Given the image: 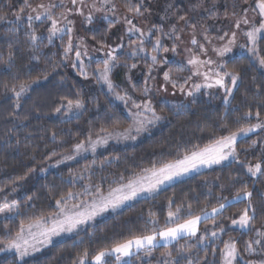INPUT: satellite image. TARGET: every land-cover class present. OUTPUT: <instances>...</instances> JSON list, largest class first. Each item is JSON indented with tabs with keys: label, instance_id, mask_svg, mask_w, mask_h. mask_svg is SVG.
<instances>
[{
	"label": "trees",
	"instance_id": "obj_1",
	"mask_svg": "<svg viewBox=\"0 0 264 264\" xmlns=\"http://www.w3.org/2000/svg\"><path fill=\"white\" fill-rule=\"evenodd\" d=\"M43 1L28 0V3L35 8ZM154 1L117 0L127 14L137 18L143 16ZM218 1L214 14L199 17L186 26L193 23L198 28V25L207 28L240 19L256 2ZM134 5H141L142 14L128 11ZM22 7L24 12L19 13ZM177 8L178 19L186 21L190 13L183 5ZM17 13L19 20L16 19ZM32 13L25 7V0H0V15L5 17L0 21V207L14 200L19 202L17 213L0 219V241L6 240L9 231L14 234L21 221L57 212L56 201L60 200L64 205L65 201L68 202V193L74 194V201L88 197L87 194L96 195L97 187L107 193L142 174L145 168L173 161L197 145L203 148L228 135L230 130L253 124L257 120V111L264 120V71L258 62V58H264L263 34L253 55L237 52L226 55L220 73L238 72L241 77L227 103L222 96L217 99L202 96L185 105L158 103L156 108L161 119L135 143L110 144L94 156L50 168L77 144L131 125L132 119L127 114L131 107L127 105L132 106L133 101L142 105L147 99L144 90L151 61L139 53L133 54L141 46L138 38H130L131 44H124L118 50L111 71L114 90L120 96L131 97V100L127 104L117 102L114 94L98 81L97 70L93 67L88 69L89 77L71 72L64 54L68 35L49 41L51 21L29 22L27 15ZM117 26L115 21L98 20L85 28L83 34L91 43L106 48ZM13 28L16 30L12 31ZM33 32L38 37L35 43L29 38ZM158 36L156 33L149 41L144 40L142 46L153 51ZM133 64L136 67L133 68ZM93 66L98 69L103 64L98 62ZM166 68L171 76L170 84L180 87L191 82L193 70L186 63L173 60L166 64ZM22 84L27 87L18 97L16 92H20ZM68 100L82 101L81 114L66 117L64 104ZM58 108L60 111H56ZM249 111L252 117L245 118ZM253 141H256L254 145ZM237 148L239 162L195 174L154 196L142 198L52 244L26 259V264H76L85 250L88 259H92L100 250L110 249L133 237L159 232L232 201L237 193L242 195V190L253 193L252 207L257 209L251 228L241 230L231 226L232 220L239 219L243 210L249 207L248 199L244 198L229 203L223 213L204 221L206 230L220 231L221 237L203 243L200 237L182 238L176 243L156 246L151 252L138 253L128 264H165L167 261L174 264H188L189 261L191 264H222L223 251L229 242L235 243L240 252L235 264H261L264 262V236L257 233L264 232V175L252 178L247 168L249 163L261 161L264 169V130L242 139ZM177 207L180 211L175 223H169L168 213H175ZM257 239L261 244H253L256 251H245L247 242ZM107 262L115 264L112 258ZM0 264L24 262L18 261L14 254H3L0 255Z\"/></svg>",
	"mask_w": 264,
	"mask_h": 264
},
{
	"label": "rangeland",
	"instance_id": "obj_2",
	"mask_svg": "<svg viewBox=\"0 0 264 264\" xmlns=\"http://www.w3.org/2000/svg\"><path fill=\"white\" fill-rule=\"evenodd\" d=\"M41 4L45 6L57 5L56 7L51 8V12L53 16L55 17V19L57 20V28L64 29V32L63 33L58 32L55 36L52 37L51 40L59 39L65 36L66 34L68 35L69 41H71L72 46H73V51L65 55V63L68 65L72 73L79 75V76L89 77V73H90L88 70L89 68L93 67L95 71L102 68L103 66H98V69H96V66H93V65L95 63L102 62L104 59L108 58L107 53L111 52V50L114 48L117 50L112 54L116 56L118 50L121 48L119 47L120 45L124 46V44H131L129 42L130 38H138L143 42H145L144 40H146L147 42L150 40V38L153 35H155L156 33L159 34L158 39L161 41L162 48L168 49L167 52H164L162 48L161 50L157 52H153L144 46H142L144 49L143 51L139 50L141 47L139 46V48H136L135 51L133 52V54L139 53L141 57L142 56L147 57L151 61L150 65L147 68V71H149V75L147 77V83L145 84V88H147L149 91L147 92V94H145L147 96V99L141 105V108H136L134 107V105L132 106L127 105V107H131L127 109V114L132 119V123L129 127L125 129L135 128L137 126L135 122L138 119H143L145 121L152 119V114L150 112H147L143 107V105L147 104L149 101L151 102V106L154 109L155 114L159 117H162V115L159 111H157L156 104L158 103H162V104L169 103L171 105H175V104L185 105V104H189L192 100L198 99L202 96L207 97V98H214V99H217L222 96L223 97L222 99H224L225 101L227 99V102H228L231 96L226 97L225 89L220 88L219 86L204 87L203 85L208 84V83L214 84V79H215L214 73L216 71L221 72V65L224 64L223 62L227 54H234L236 52L237 53H249L250 55L254 54V53H250L247 51V49L252 48L253 45H252V42L248 39V37L245 35V32L252 30L253 27H258L261 22V17L259 16L258 11L253 10L255 7L254 6L250 8V10L247 11L243 15V17H241L240 19H235V20H231L228 22L223 21L222 24L215 22L216 24H220L218 26L217 25L214 26L213 23L211 27H207V28L206 26L200 27V25H198L199 26L198 28L195 25H193V23L191 25L186 26L187 23H190L191 21L193 22L195 19L199 17L201 18L202 16H207L208 14H214L215 12H213V10H216L218 8V4H219L218 0H155L152 3L151 7L147 10V12L143 16L138 17V18L127 14L121 8L117 0H109L108 3H105V0H82V2L78 0V2L75 5L72 3V0H45ZM39 5L35 7L36 12L32 13L33 16H35L37 13H42L44 11L42 8L39 7ZM178 5H183L185 9L190 13V16L188 15L189 18H187L186 21H181L178 19L179 17L178 15L179 11L177 8ZM97 9H101V10L97 11ZM81 12L83 14H81ZM245 16L247 20L249 21L248 24L243 23V18ZM89 17H91L90 23L88 19ZM98 20H111V21L117 22L118 24L117 28L113 32L110 45L106 48H100L96 46L95 44L91 43L85 38L83 34V30L85 28H88L93 22L98 21ZM128 20H131L132 25H135L136 28H139L141 32L144 33V35L141 36L140 33H129L128 28L131 25L127 23ZM69 21H71V23H69ZM238 21L240 22V28H236L235 26ZM51 27H52V24H51ZM69 29H71V31H69ZM149 33H151V35H149ZM226 33L227 35H225ZM232 33L236 34L235 42L229 45V41L232 39ZM262 35L263 34L257 35V41ZM193 39L197 41L196 44L192 43ZM226 46L230 47L231 51L225 52L223 55H220V52L217 50L224 49ZM173 48L175 49L174 52L172 51ZM255 48L257 51L256 45H255ZM76 51L81 52L80 60L83 62V70L86 73L84 75L81 74V65H80V62L77 61L76 56H75ZM85 52L87 53V55H84ZM64 54H65V51H64ZM152 55L157 56L158 62L155 64L151 60ZM194 58H198L201 61L210 60L212 61V63L211 64L206 63L200 66H193L189 64L188 61L189 59H194ZM173 60L176 62H180V63H186L193 70L190 73L191 82L189 83V85L177 87V86H173L172 84H170L168 82L169 80L166 81L164 79V73L167 72L166 64ZM73 64H76V67H73ZM197 67H199V71L201 73L209 72L212 79L205 80L203 75H195V71ZM261 68L264 71V67L261 66ZM97 75H98V72H97ZM109 78L113 84V90H109L108 86L103 81H100L101 85L104 88H106L108 92H112L114 94L115 100L117 102L124 103V101H121L116 98V93L114 90V82L111 78V73L109 74ZM225 82L226 84H228L229 87H231L230 78L226 77ZM196 85H202L199 91L196 90L195 88ZM181 88H183V91H181ZM234 89L235 88L232 89V93ZM23 92H21V94H23ZM189 92H192L193 94L188 95ZM83 108H84V105L82 108H79V109L73 107V109L69 111L67 109V102L64 104V109L66 110L65 115L67 118L78 116L83 111ZM135 113H140L141 115L139 117H136L134 116ZM159 120H155L153 123H146L144 129L139 134L133 131L131 135L135 136V139H131V138L125 139L123 136L117 135L118 133L123 132L125 129H116V130L105 132L102 136L98 138L90 139L82 143H79V144H83L84 148L87 149V151L82 150L79 154H77L75 151V147H74L73 151L64 155L60 160L52 164L50 168H56V167H59L65 164H69V163L75 162L87 156H94L99 150L106 148L110 144L135 143L141 137V135L148 130V128L152 124H155ZM261 121H264V120L259 118V120H256L253 124L259 123ZM262 130L264 129H257L255 132L249 133L247 137L257 132H260ZM247 137H240L237 140V144H236V149H237V154H238L237 159H233L229 157V159L223 161L220 164L212 165L211 167H202L200 168L199 171L190 172L189 174L182 176L181 178L177 180H174L172 183L163 186L160 189V191L178 181L189 178L195 174H198L206 170H210V169H213V168L225 165V164H229L232 162H239L240 155H239L237 145L239 141ZM104 139L107 140V143H103ZM95 141H101V143H98L96 145L95 152H93L91 151V144ZM66 156H75V159L64 160V157ZM257 163L261 164V161H253L249 163L248 167L255 166ZM45 172H43V174H45ZM249 175L252 178H257L259 176V174L253 176L251 173H249ZM160 191L152 195H144V196L138 197L137 199L133 201H129L128 203H126L124 206L117 209L116 211L109 210L97 216L94 221H90L87 226H82L80 229H78L75 232L62 233L60 236L53 237L52 243L50 245L46 247H42L39 252H36L29 257H26L25 260L36 255L37 253L42 252L44 249L60 241L61 239L75 235L76 233L86 229L88 226H92L96 224L99 220L106 218L110 215H113L115 212L131 205L132 203L142 198L154 196ZM108 193L109 192L103 193V194L107 196ZM97 195L98 194L94 196L91 194H87L88 197L79 198V199H76L75 201H74L75 196L74 198H68L67 200L68 202H66V207L68 209H72L73 205H81V204H83V206H88L91 204L93 200L97 198ZM236 201L238 200L233 199L232 201L224 203L225 208L229 203L236 202ZM215 208H219V206ZM225 208L219 214L210 215L208 218L217 217L218 215L224 212ZM212 209H208L206 211L209 214H211ZM81 210H83V208H81ZM204 213L205 212H203L202 214L198 216L204 217ZM11 215L12 214H10L9 216ZM2 218H5V217L0 215V219ZM173 219L175 220L176 217H174ZM205 220L206 219H201L200 223L197 226L198 231L196 235L194 236L184 235L180 237L179 239H182V238L191 239V238L200 237V242L203 243L208 240H214L216 238L221 237L222 232L214 231L216 233V236H212L211 235L212 232H210V230L205 229V226H204ZM168 222L173 223V221H170V220ZM184 222H181V223H184ZM174 226L175 225H172L170 227H174ZM231 226L234 228L241 229V230L248 229V228H240L238 225H233V224H231ZM164 229L165 228L161 229L160 231ZM148 235H151V234H148ZM179 239L173 240L171 242H165L161 240L158 236L157 240L159 241V243L156 246L176 243ZM143 251L145 250H140L138 253H141ZM138 253H135L131 257L124 258V261L130 262V260ZM3 254L16 255L14 252H11V251L0 252V255H3ZM111 258L114 259L115 264H124V261H117L115 259V256H108L106 257V260L111 259ZM18 261L20 260L18 259ZM76 264H78V262ZM86 264H94L93 259L87 258Z\"/></svg>",
	"mask_w": 264,
	"mask_h": 264
},
{
	"label": "snow or ice",
	"instance_id": "obj_3",
	"mask_svg": "<svg viewBox=\"0 0 264 264\" xmlns=\"http://www.w3.org/2000/svg\"><path fill=\"white\" fill-rule=\"evenodd\" d=\"M78 0H72V3L75 5ZM82 2V0H80ZM109 0H105V3H108ZM247 2V0H245ZM57 5L45 6L43 4L39 5L44 11L42 13H37L35 16L29 14L27 15V20L29 22L33 20H42L47 19L51 21L52 27L50 29V34L48 36L49 41H51L52 37L55 36L58 32L63 33L64 29L57 28V20L53 16L51 12V8L56 7ZM25 7L31 9L32 12H36L35 8H32L31 4L28 3V0H25ZM141 5H134L128 8L129 12H134L136 14L141 13ZM101 9H97L100 11ZM254 11H258L259 16L261 17V22L258 27H253L252 30L245 32V35L248 39L252 42L253 47L247 49L250 53L256 52V42H257V35L264 34V0H256ZM24 8L19 9V13H23ZM17 13L16 19H20V15ZM81 14H83L81 12ZM5 17L0 15V21L4 20ZM89 23L91 22V17L88 18ZM180 19H184V17H180ZM71 23V21H69ZM127 23L131 25L128 28L129 33H140L141 36L144 35L143 32L139 28H136L135 25H132L131 20H128ZM243 23L248 24L249 21L247 20L246 16L243 18ZM30 26V23H29ZM236 28H240V22L236 23ZM16 29L13 28L12 31ZM71 31V29H69ZM151 35V33H149ZM227 35V33L225 34ZM235 33H232V39L229 41V45L235 42ZM33 43L38 39V37L33 32L29 37ZM193 44H196L197 41L195 39L192 40ZM143 41H141L140 51H143ZM119 47H123L120 45ZM162 45L159 39L156 40L155 45L153 46V52H157L161 50ZM117 49H112L111 52L107 53L106 59L102 61L103 67L98 69V81H103L109 88V90H113V84L109 78V74L112 71V68L115 67L114 61L117 60V57L113 55ZM164 52H167V48H162ZM73 51V46L71 41L68 42L67 48L65 49V55L67 53ZM172 51L174 52L175 49L173 48ZM217 51L220 52V55H223L225 52H230L231 48L226 46L224 49H218ZM84 55H87L85 52ZM75 56L77 61L80 62L81 65V74H86L83 70V62L80 60L81 52L76 51ZM152 62L155 64L157 63V56H151ZM259 64L264 67V58H258ZM189 64L193 66H200L204 64H211L212 61H201L198 58L189 59ZM73 67H76V64H73ZM132 67H136V65H132ZM223 67V65H221ZM195 75H203L205 80L212 79L209 72L201 73L199 71V67H197L195 71ZM215 79L214 84L208 83L203 85L204 87H213L219 86L220 88L225 89L226 97L232 95V89L236 87L237 81L241 78L238 72H224L221 74L219 71L214 73ZM230 78L231 87L228 86L225 82V78ZM164 79L166 81L171 79V76L168 72L164 73ZM175 86V84H173ZM26 85L20 86V92H16V95L19 97L21 92L26 90ZM202 87V85H196L195 88L197 91ZM15 92V88L12 89ZM145 94L149 91L145 88ZM183 91V88H181ZM192 92H189L188 95H192ZM116 98L124 101L126 104L128 100H131V97L128 96H120L116 94ZM227 103V99L225 101ZM133 105L136 108H141V105L135 103L133 101ZM73 107L79 109L83 107V103L81 100H68L67 102V109L71 111ZM144 109L147 112L152 114V119L150 120H143L138 119L136 120V127L135 128H128L125 129L123 132L118 133L117 135L123 136L125 139L131 138L135 139V136H132L131 133L135 131L139 134L145 127L146 123H153L155 120L161 119V117L155 114L154 109L151 106V102L149 101L147 104L143 105ZM56 111H60V109H56ZM140 113H135L134 116L139 117ZM252 112L249 111L245 113V118H251ZM255 117L257 120L260 118V113L257 111L255 113ZM227 127V125H225ZM257 129H264V121H261L256 124H251L246 127H239L235 131H229L228 135L221 136L210 144L200 148L198 145L194 147L193 150L190 152H184L180 158H177L170 162L162 163L160 166L153 165L150 168L143 169V173L137 176H134L132 179H129L126 183L120 184L118 187L112 188L108 195L105 196L100 189L97 187V198L91 202L88 206L81 205H73L72 209H68L65 204L62 205L60 200L56 201V205L58 211L55 213L50 214L49 216H39V217H32L29 218L27 222L21 221L18 227V230L13 234L12 232H8L6 240L0 241V244L3 246L0 247V252L11 251L14 252L18 259L21 262L26 264V257L33 255L36 252H39L42 247H46L52 243L53 237L60 236L62 233H72L80 229L82 226H87L90 221H94L95 218L109 210L116 211L117 209L124 206L129 201H133L138 197L144 195H152L160 189L172 183L174 180L181 178L193 171H199L202 167H211L212 165L220 164L223 161L229 159V157L233 159L238 158L236 144L237 140L240 137H247L249 133L255 132ZM55 135V134H53ZM101 143V141H95L91 144V151L95 152L96 145ZM103 143H107V140L104 139ZM256 141H253V145ZM87 151L84 148L83 144H77L75 146V151L79 154L81 151ZM75 159V156H66L64 160H72ZM59 163V162H58ZM248 172L251 173L253 176L260 174L264 175V169L260 163H257L255 166H249ZM82 178V177H81ZM123 179V177H121ZM87 191V189H86ZM253 193L247 190H242L241 193H237L235 199L240 200L242 198H247L249 201V207L245 208L240 215L239 219H233L232 224L238 225L240 228H251L252 222L255 218V214L257 209L252 207V198ZM68 198H74L73 193H68ZM262 198H264V194H262ZM30 199V198H29ZM172 202L169 201V206L171 207ZM190 207V206H189ZM83 208V210H81ZM225 208L224 204H221L219 208H213L212 213L209 214L207 211L204 213V217L195 216L191 219L186 220L184 223H175L174 217L180 211V208L177 207L176 212L169 211L168 218L170 221L175 223L174 227H167L162 231L154 232L151 235H143L133 237L128 239L122 243H117L110 249H104L98 251L93 256L94 264H108L106 257L108 256H115L117 261H124V258L131 257L135 253H138L140 250H146L147 252H151L153 248L159 243L157 237L165 242H171L173 240H177L184 235L194 236L198 231V224L200 223L201 219H207L210 215L219 214ZM19 211V202L12 201L10 204L5 203L3 207H0V215L4 216L6 219L10 214H15ZM249 212L252 215H249ZM155 223V221H152ZM212 236H216L215 232L211 233ZM258 236H264V232H258ZM253 244H261V240L257 239L255 241H249L246 244L245 251L249 253H253L256 249L253 247ZM167 255H171V253H167ZM240 256L239 249L237 248L235 243H228L225 245L223 256H222V264H235L238 257ZM88 258V253L85 250L83 253V257L78 261V264H86V260ZM124 264H128L127 261H124ZM165 264H174L172 261H167ZM191 264V261L188 262ZM251 264V262H249ZM264 264V262H261Z\"/></svg>",
	"mask_w": 264,
	"mask_h": 264
}]
</instances>
